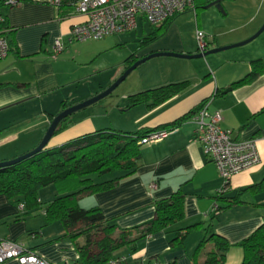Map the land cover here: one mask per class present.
Returning a JSON list of instances; mask_svg holds the SVG:
<instances>
[{
    "label": "crops",
    "instance_id": "1",
    "mask_svg": "<svg viewBox=\"0 0 264 264\" xmlns=\"http://www.w3.org/2000/svg\"><path fill=\"white\" fill-rule=\"evenodd\" d=\"M76 1L62 0L59 6L43 0H23L11 7L0 4L14 44V49L0 60V161L33 149L63 104H76L108 87L126 69L129 56L137 60L156 51L196 53V29L205 33L208 49L232 45L251 37L264 24V0H221L220 10L204 8L214 0H194L197 12L186 9L176 14L147 45L142 46L141 40L153 34L155 28L140 17L136 29L117 34L115 39L69 43L71 27L85 19L75 11ZM188 11L194 17L185 22ZM144 24L150 31L138 35L136 30ZM57 37L64 50L52 59V45ZM103 54H107L103 63L114 67L105 82L81 92L69 90L77 69L100 64ZM258 58L264 60V31L244 45L204 58H150L137 66V79L120 93L118 102L110 103L102 112L87 107L74 112L67 126L53 135L46 147L106 128L130 133L152 130L207 101L210 111L221 112L220 125L229 129L234 139H253L256 144L259 163L235 174L220 199L235 196L264 179V70L234 89H224L249 74L251 61ZM181 81H188L187 86L157 106L150 108L141 103L127 107L130 94ZM194 127L188 118L161 141L140 144L138 166L132 173L108 189L80 198L82 207L96 205L118 229L138 234L141 225L154 217L156 200L177 189L182 191L183 218L140 238L135 252L128 247L118 249L115 258L124 259L126 264H149L154 260L160 264H193L197 246L207 237L204 251L199 252L201 262L213 243L208 235L214 232L229 243L223 264H241L243 250L238 243L264 224V193L245 192L242 202L231 206L219 200L217 193L224 181L204 154L201 143L193 138ZM119 175L120 172H113L101 177L106 176L103 180H93L99 182ZM152 183L155 186L151 187ZM56 196L55 188L52 200ZM21 202L20 197L8 198L0 193V238L20 241L26 249L53 264H80L73 244L67 239H56L63 234L61 223L50 229L54 227L46 226L41 208L21 209ZM213 205H218L217 212L212 211ZM177 235H182V239L172 244ZM4 264L18 263L9 260Z\"/></svg>",
    "mask_w": 264,
    "mask_h": 264
},
{
    "label": "trees",
    "instance_id": "2",
    "mask_svg": "<svg viewBox=\"0 0 264 264\" xmlns=\"http://www.w3.org/2000/svg\"><path fill=\"white\" fill-rule=\"evenodd\" d=\"M193 11L197 12L196 4H194ZM174 16L154 27L155 32L142 39L141 45H147L154 40ZM11 32L3 16L0 22V35L7 39L9 51L14 49ZM208 44L209 42H207L206 49H208ZM134 61L136 59L129 56L126 58L125 67L127 68ZM251 66L249 74L231 83L224 91L246 83L264 70V60L254 59L251 61ZM187 84L188 81H181L130 94L127 97V107L143 103L152 108L177 94ZM201 104L175 121L152 130L178 127ZM67 106L63 104L62 108ZM69 118L70 116L58 124L54 135L67 126L70 122ZM152 130L130 133L106 128L81 135L58 146L45 147L20 162L0 167V193L8 198L22 197L23 207L28 211L41 208L46 225L56 221L60 222L63 234L56 239H67L73 244L80 264H109L110 261L118 259L114 256L118 249L128 247L131 252H135L136 242L140 238L163 230L184 216V195L180 189L154 202V217L141 225L138 234L118 229L113 219L106 218L98 206L84 208L80 205L79 200L83 195L108 189L122 176L136 169L140 158L138 140ZM113 172H120L121 175L99 182L93 180V175L102 177ZM49 184L55 185L58 196L42 206L38 199V190ZM225 191L218 192L217 198L227 206L238 204L242 202L241 195L245 192L264 193V179L244 188L235 196L220 199ZM208 237L213 240L212 246L207 250L205 258L198 262L199 254L204 249L203 243L207 240V237L204 238L192 256L193 264L224 263L229 243L214 232ZM181 239L182 235H177L171 243L179 242ZM238 244L243 250L241 264H264V224L257 227Z\"/></svg>",
    "mask_w": 264,
    "mask_h": 264
},
{
    "label": "built area",
    "instance_id": "3",
    "mask_svg": "<svg viewBox=\"0 0 264 264\" xmlns=\"http://www.w3.org/2000/svg\"><path fill=\"white\" fill-rule=\"evenodd\" d=\"M23 0H0V4L8 7L15 6ZM46 3L61 5L62 0H43ZM75 11L81 14L84 21L74 24L67 37V41L97 40L106 36L130 32L137 27L140 17L150 26L161 25L165 20L181 13L186 9L194 10V0H77ZM3 15L0 12V22ZM195 39L198 50L204 51L207 47V38L203 31L196 29ZM64 50L60 37L53 41L52 59H55ZM9 52L7 39L0 35V60ZM194 123L193 138L200 142L203 152L215 165L219 176L224 181L225 191L229 180L237 173L259 163L256 144L253 139L236 140L229 129L221 127L222 115L219 110L210 111L208 102L189 117ZM178 127L160 128L148 132L138 140V144L161 141ZM155 186L154 183L151 187ZM23 208V204L19 205ZM212 211L217 212L213 205ZM14 260L18 264H53L25 248L20 241L0 238V264ZM109 264H126L124 259L110 261ZM149 264H160L154 260Z\"/></svg>",
    "mask_w": 264,
    "mask_h": 264
},
{
    "label": "water",
    "instance_id": "4",
    "mask_svg": "<svg viewBox=\"0 0 264 264\" xmlns=\"http://www.w3.org/2000/svg\"><path fill=\"white\" fill-rule=\"evenodd\" d=\"M220 1L221 0H214L210 3H208L206 6H204V8L206 9V8L214 7L216 9L220 10L222 8ZM262 31H264V24H262L261 27L251 37H249L243 41H240V42L232 44V45L214 47L211 49H206L204 51H198L196 53H178V52H170V51H156V52L148 53V54L138 58L131 65H129L119 75V77H117L108 87H106L105 89H103L99 93H97V94H95V95H93V96H91V97H89L83 101H80L76 104L67 106L66 108H64L60 112H58L56 115H54L53 118L51 119V121L49 122L42 138L40 139L38 144L33 149H31V150H29V151H27L21 155H18L12 159L0 161V167H5V166L15 164L17 162H20L21 160L26 159L27 157H29V156L37 153V152H40L41 150H43L47 146L50 138L54 135V131H55L56 127L58 126V124L60 122H62V120H64L65 118H67L68 116L73 114L74 112L81 110V109H84V108L100 101L101 99H103L107 95H109L128 76V74L132 70H134L138 65L142 64L146 60L153 58V57H157V56H172V57L185 58V59L204 58L209 54H213V53L222 51L224 49L244 45V44L250 42L251 40H253L254 38H256Z\"/></svg>",
    "mask_w": 264,
    "mask_h": 264
},
{
    "label": "rangeland",
    "instance_id": "5",
    "mask_svg": "<svg viewBox=\"0 0 264 264\" xmlns=\"http://www.w3.org/2000/svg\"><path fill=\"white\" fill-rule=\"evenodd\" d=\"M190 13H186L185 15V22H190L189 20H193L194 14L192 13V11H188ZM149 26L147 24L142 26H139V28L136 30V33L138 35H143L142 33H146L149 32ZM132 35H136L135 33H133ZM108 37V39L112 40L117 38V35H111V36H106ZM105 37V38H106ZM88 42H91L89 40H87ZM107 54H103V56L99 59V61H101V63L99 64L94 63L93 65L89 66V68H78L76 71V80L69 86V90H73L75 92H81V91H85L87 89H89L90 87H97L99 82L103 83L105 82L106 78L109 77V75L112 73V70L114 69V67H108V66H112V65H105L103 63L104 61V57H106ZM99 58V57H98ZM157 59V58H156ZM156 61V60H153ZM145 63V62H144ZM154 63V62H152ZM140 67V66H138ZM138 67L135 68L134 70H132L128 76L106 97H104L103 99H101L100 101L96 102L95 104H92L90 106H88L86 109H90V111L92 109H98L100 112L103 111V109L109 107V104L112 102H118V97L120 95L121 92H124L127 90V86L131 83H133L137 78V71H138ZM163 68V67H162ZM85 100V99H84ZM103 177V176H102ZM106 176L104 178L98 177L96 175H93V179L95 181H97L98 179H105ZM55 193V185L53 184H49L46 185L44 187H41L38 190V199L41 198L43 201L41 203V205L43 206L44 204H47L48 202H50V199L52 200L53 195ZM21 203L23 204V198L21 197ZM42 212V210H41ZM38 217H42L43 216L37 214ZM45 219V218H44ZM59 223L54 222L52 224H48L46 226H51V227H59ZM54 228H50V229H55Z\"/></svg>",
    "mask_w": 264,
    "mask_h": 264
}]
</instances>
